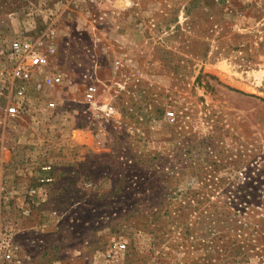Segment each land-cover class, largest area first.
Here are the masks:
<instances>
[{
  "label": "rangeland",
  "instance_id": "1",
  "mask_svg": "<svg viewBox=\"0 0 264 264\" xmlns=\"http://www.w3.org/2000/svg\"><path fill=\"white\" fill-rule=\"evenodd\" d=\"M46 34L56 109L0 111L2 264H264V0H0V76Z\"/></svg>",
  "mask_w": 264,
  "mask_h": 264
},
{
  "label": "built area",
  "instance_id": "2",
  "mask_svg": "<svg viewBox=\"0 0 264 264\" xmlns=\"http://www.w3.org/2000/svg\"><path fill=\"white\" fill-rule=\"evenodd\" d=\"M115 0H92L94 4L113 2ZM37 41L23 36L12 40L8 46L6 61L8 62V77L0 76V111L8 119H21L33 112V102L45 100L43 106L54 110L57 103L45 92L53 86L62 84V74L55 70L53 60L55 46L49 41L48 34ZM83 101L92 106L104 118H112L113 107L107 103L97 105L96 84L89 81L83 90ZM171 114L169 113L168 116ZM1 235V231H0ZM4 235V234H3ZM9 238L0 236V264L6 258ZM124 246H119V249Z\"/></svg>",
  "mask_w": 264,
  "mask_h": 264
}]
</instances>
